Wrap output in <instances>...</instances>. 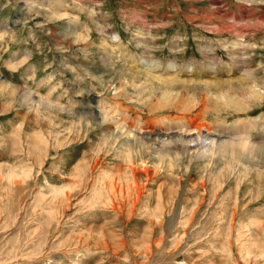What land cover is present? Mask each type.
<instances>
[{
	"label": "rangeland",
	"instance_id": "obj_1",
	"mask_svg": "<svg viewBox=\"0 0 264 264\" xmlns=\"http://www.w3.org/2000/svg\"><path fill=\"white\" fill-rule=\"evenodd\" d=\"M202 108L264 136V0H0V264H264V159L162 158L85 117Z\"/></svg>",
	"mask_w": 264,
	"mask_h": 264
},
{
	"label": "bare ground",
	"instance_id": "obj_2",
	"mask_svg": "<svg viewBox=\"0 0 264 264\" xmlns=\"http://www.w3.org/2000/svg\"><path fill=\"white\" fill-rule=\"evenodd\" d=\"M249 2H251V0H249ZM31 6V8L44 10V8L40 9V7L36 4H32ZM216 9L220 8L216 7ZM240 55L243 56L245 54L242 52L240 53ZM242 56L240 58L241 60H243ZM27 60H29V56L26 55L24 61ZM151 71L152 69L147 68L145 69L144 73L146 74L148 79L151 78L153 79V81H158V78L153 76ZM26 94L28 96V99L31 100L35 95L28 91L26 92ZM47 107L52 110L55 109L58 112L71 113V110L60 105H56L55 103H50ZM203 113L204 108L201 109V112L198 115V119L194 122L192 121L189 126H184L185 129L170 128L171 130L168 131H146L143 129L137 130L133 127L126 126L124 122L115 119L113 116L106 115V113L101 109L92 112L90 111L88 114H85V117L93 122H97L98 124L103 125L105 127L104 131H106V134L112 141L114 140L118 145L129 148L130 150L132 148L133 150H135L137 148V145L139 146V148L144 146L145 144L148 145L147 142L150 141L149 143H153V145L155 146L154 150L161 152L160 156H163L162 158L170 156V154L172 153L171 151L174 147L180 150L182 154H192L200 160H214L219 156L227 157L233 160L235 164L239 163V165H241L242 167H244V163H249V161L253 162L255 158H259L261 160L264 159V136L254 137L252 135H249L247 131L249 129L248 127H246V129H242V132H239L237 134H227L223 131V133L215 132L211 128H208L204 123H202ZM172 154L177 153H175L174 151Z\"/></svg>",
	"mask_w": 264,
	"mask_h": 264
}]
</instances>
